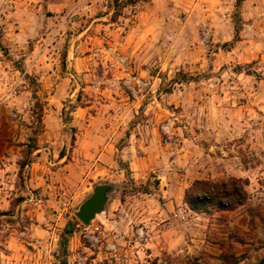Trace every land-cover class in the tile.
I'll return each instance as SVG.
<instances>
[{"label": "rangeland", "instance_id": "rangeland-1", "mask_svg": "<svg viewBox=\"0 0 264 264\" xmlns=\"http://www.w3.org/2000/svg\"><path fill=\"white\" fill-rule=\"evenodd\" d=\"M0 155V264H262L264 0H0Z\"/></svg>", "mask_w": 264, "mask_h": 264}, {"label": "trees", "instance_id": "trees-1", "mask_svg": "<svg viewBox=\"0 0 264 264\" xmlns=\"http://www.w3.org/2000/svg\"><path fill=\"white\" fill-rule=\"evenodd\" d=\"M242 0H237L238 4ZM240 14H235V24L237 26ZM246 182L238 178H230L220 183H210L208 181H196L194 189L196 193L186 192V200L190 206L196 210H207L209 208L232 209L236 205L242 204L248 197L245 189ZM73 230L65 228L64 235H70ZM264 264V258L262 260Z\"/></svg>", "mask_w": 264, "mask_h": 264}, {"label": "water", "instance_id": "water-1", "mask_svg": "<svg viewBox=\"0 0 264 264\" xmlns=\"http://www.w3.org/2000/svg\"><path fill=\"white\" fill-rule=\"evenodd\" d=\"M111 190L112 186L109 184H98L93 193L79 206L75 214L84 225H89L97 214L104 211Z\"/></svg>", "mask_w": 264, "mask_h": 264}, {"label": "crops", "instance_id": "crops-1", "mask_svg": "<svg viewBox=\"0 0 264 264\" xmlns=\"http://www.w3.org/2000/svg\"><path fill=\"white\" fill-rule=\"evenodd\" d=\"M2 118V117H1ZM4 120H6L5 118H4ZM1 122H3V120H1ZM39 158H41V157H39ZM9 159H11L10 158V155H0V171L2 172L4 169L1 167L2 166V164L4 165L5 164V161L6 160H9ZM60 161H62V159L60 158ZM2 175V173L0 174V176Z\"/></svg>", "mask_w": 264, "mask_h": 264}, {"label": "built area", "instance_id": "built-area-1", "mask_svg": "<svg viewBox=\"0 0 264 264\" xmlns=\"http://www.w3.org/2000/svg\"><path fill=\"white\" fill-rule=\"evenodd\" d=\"M181 218H182V219H186V215H182Z\"/></svg>", "mask_w": 264, "mask_h": 264}]
</instances>
